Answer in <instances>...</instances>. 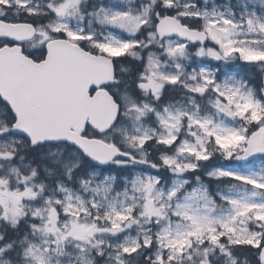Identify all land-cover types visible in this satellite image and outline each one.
Here are the masks:
<instances>
[{
    "label": "snow or ice",
    "instance_id": "snow-or-ice-1",
    "mask_svg": "<svg viewBox=\"0 0 264 264\" xmlns=\"http://www.w3.org/2000/svg\"><path fill=\"white\" fill-rule=\"evenodd\" d=\"M0 264H264V0H0Z\"/></svg>",
    "mask_w": 264,
    "mask_h": 264
}]
</instances>
